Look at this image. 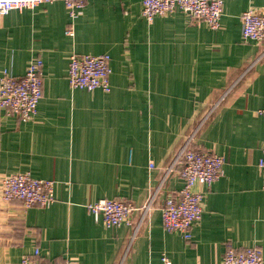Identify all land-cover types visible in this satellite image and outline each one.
<instances>
[{
	"label": "crops",
	"instance_id": "obj_1",
	"mask_svg": "<svg viewBox=\"0 0 264 264\" xmlns=\"http://www.w3.org/2000/svg\"><path fill=\"white\" fill-rule=\"evenodd\" d=\"M142 11L143 0H87L71 21L58 0L0 17V77L43 61L36 116L22 122L0 109V175L56 183L48 207L0 198V264L36 249L44 261L78 264H161L163 254L171 264H222L227 250L253 246L264 264V43L244 41L240 19L264 15V0H224L217 30L182 12L148 22ZM73 54L110 56L109 93L70 88ZM198 126L192 147L224 165L210 190L195 186L203 214L186 241L162 228L160 209L183 186L165 171ZM100 199L132 203L133 225L95 220L87 205Z\"/></svg>",
	"mask_w": 264,
	"mask_h": 264
},
{
	"label": "built area",
	"instance_id": "obj_2",
	"mask_svg": "<svg viewBox=\"0 0 264 264\" xmlns=\"http://www.w3.org/2000/svg\"><path fill=\"white\" fill-rule=\"evenodd\" d=\"M58 0H0V17L11 11L35 9L44 3ZM63 1L71 21H74L87 0ZM224 0H143L142 15L148 22L156 16H166L182 12L195 22H204L211 29L220 27L223 16ZM241 34L244 41H255L258 45L264 43V15L247 11L241 17ZM67 35L72 32L67 30ZM43 61L33 60L24 75L14 76L3 71L0 77V109L5 115L16 117L22 122L31 121L37 114L38 105L43 97ZM109 55H77L69 59L67 80L72 90L94 91L101 89L105 93L111 91ZM223 99V97H222ZM222 99L215 103L218 107ZM260 114L264 116V108ZM209 118L207 115L203 120ZM202 123V122H201ZM199 124V126L201 125ZM203 125V124H202ZM201 125V126H202ZM197 127L189 136L172 165L165 171V178L171 175L182 182V188L177 197L168 198L162 205V228L168 232H178L186 241L192 238L191 229L201 220L205 193L195 191L196 185L210 190L212 185L222 176L224 158L205 150H195L192 147ZM153 169L154 165L150 164ZM262 176L264 190V149L258 163ZM55 181L33 178L29 173L0 175V198L5 203L19 202L24 209L34 206L48 207L55 203ZM87 210L95 219H101L107 228H120L133 225V213L137 210L132 203L124 200L100 199L87 205ZM151 203L143 206L142 212L148 213ZM17 264H78L77 258L66 261H44L36 249L32 255L24 256ZM161 264H171L166 254L162 255ZM222 264H263L261 249L258 246L248 247L243 251L229 249L225 252Z\"/></svg>",
	"mask_w": 264,
	"mask_h": 264
},
{
	"label": "rangeland",
	"instance_id": "obj_3",
	"mask_svg": "<svg viewBox=\"0 0 264 264\" xmlns=\"http://www.w3.org/2000/svg\"><path fill=\"white\" fill-rule=\"evenodd\" d=\"M194 188H195V187H194ZM178 192H179V191H178ZM167 199H168V198H167ZM167 199H166V200H167ZM1 200H2V199H1ZM166 200H165V201H166ZM165 201H164V202H165Z\"/></svg>",
	"mask_w": 264,
	"mask_h": 264
}]
</instances>
